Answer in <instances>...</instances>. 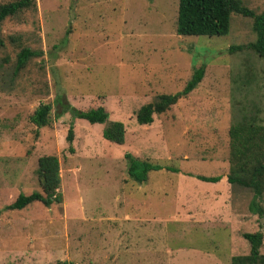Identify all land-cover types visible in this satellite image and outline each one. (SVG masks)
I'll return each mask as SVG.
<instances>
[{
    "label": "rangeland",
    "instance_id": "1",
    "mask_svg": "<svg viewBox=\"0 0 264 264\" xmlns=\"http://www.w3.org/2000/svg\"><path fill=\"white\" fill-rule=\"evenodd\" d=\"M241 2L264 11V0ZM177 7L178 0H35L4 20L0 264H230L249 252L242 233L257 230L264 253V214L249 209L250 190L226 177L229 128L264 125V60L230 50L255 39L252 18L232 13L225 35H179ZM19 46L43 54L12 76ZM201 65L203 77L186 96L150 124L136 121L140 106L182 90ZM47 102L51 123L37 127L30 115ZM97 106L124 124L122 144L103 137L105 123L69 110ZM126 153L162 168L138 183L126 173ZM50 154L59 160L61 201L8 208L19 193L41 192L37 161Z\"/></svg>",
    "mask_w": 264,
    "mask_h": 264
},
{
    "label": "trees",
    "instance_id": "2",
    "mask_svg": "<svg viewBox=\"0 0 264 264\" xmlns=\"http://www.w3.org/2000/svg\"><path fill=\"white\" fill-rule=\"evenodd\" d=\"M35 8V0H11L0 3V49L5 42L1 34V25L8 17L16 16L23 11ZM232 13L252 18V30L255 39L246 44L230 46V50L250 49L264 60V11L255 13L243 5L241 0H178L176 33L179 35H225L229 31V21ZM69 30H66V33ZM12 42L18 37H10ZM43 54L29 46H19L12 68V76L16 75L27 62L35 56ZM4 61L8 57L3 58ZM204 66L195 68L183 89L175 93L159 94L153 101L143 104L136 111L135 119L139 124H150L153 114H160L167 110L176 101L186 96L202 79ZM51 103H40L30 115V121L37 127L51 123ZM72 114L89 123H105L102 135L110 142L122 144L124 142V124L120 121H107L108 112L103 106L91 107L84 110L69 109ZM230 139L229 172L227 181L232 186L248 189L253 193L249 209L258 213L260 217L264 209L259 201L264 196V125L254 123H241L232 125L228 131ZM72 129L69 128L66 136L68 142L72 141ZM127 158L128 177L138 183L148 178L151 170L161 169L160 164L136 158L129 153ZM169 168V167H167ZM60 165L58 157L54 154L43 155L38 158L36 173L40 182L41 192L32 191L30 194L19 193L7 207L22 209L33 201H40L46 207L61 201ZM198 179L208 182H217L220 176L197 175ZM242 237L249 244V252L242 255H233L230 264H264V253L260 251L263 242V232H243ZM54 264H76L73 261L57 260Z\"/></svg>",
    "mask_w": 264,
    "mask_h": 264
}]
</instances>
